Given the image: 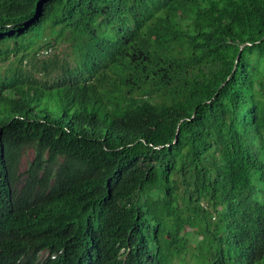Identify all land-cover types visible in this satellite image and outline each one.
Masks as SVG:
<instances>
[{"label": "trees", "instance_id": "trees-1", "mask_svg": "<svg viewBox=\"0 0 264 264\" xmlns=\"http://www.w3.org/2000/svg\"><path fill=\"white\" fill-rule=\"evenodd\" d=\"M8 61L0 264H264V0H0Z\"/></svg>", "mask_w": 264, "mask_h": 264}, {"label": "rangeland", "instance_id": "rangeland-1", "mask_svg": "<svg viewBox=\"0 0 264 264\" xmlns=\"http://www.w3.org/2000/svg\"><path fill=\"white\" fill-rule=\"evenodd\" d=\"M43 50L40 51V53H39V56H38L39 59H44V58H47V57H49L51 55L58 54L60 58H67L68 60H71V58L67 57V54H70V51L67 50L66 45H60V46L54 48V50L52 52H50L49 55H44L43 54V52H44ZM30 57H29V59H30ZM9 63H10V61L5 62V63L0 62V74H2V75L4 74V72L6 70V66ZM16 102L17 101H15V103ZM10 103L11 104H15L13 102H10ZM32 159H33V151L32 150H28L26 155L23 158V161H22V166H21V171L22 172L26 171V169H27L29 163L32 161ZM193 252H194V249L192 248V251L187 256V259L190 262H194L195 261V257L192 255Z\"/></svg>", "mask_w": 264, "mask_h": 264}, {"label": "built area", "instance_id": "built-area-1", "mask_svg": "<svg viewBox=\"0 0 264 264\" xmlns=\"http://www.w3.org/2000/svg\"><path fill=\"white\" fill-rule=\"evenodd\" d=\"M51 52V50H48L47 52H43L44 55H47Z\"/></svg>", "mask_w": 264, "mask_h": 264}]
</instances>
